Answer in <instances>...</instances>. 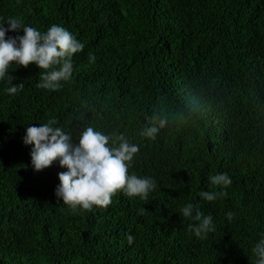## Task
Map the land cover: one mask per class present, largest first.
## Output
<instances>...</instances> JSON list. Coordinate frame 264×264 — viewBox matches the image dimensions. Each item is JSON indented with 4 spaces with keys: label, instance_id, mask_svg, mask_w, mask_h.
I'll return each mask as SVG.
<instances>
[{
    "label": "trees",
    "instance_id": "obj_1",
    "mask_svg": "<svg viewBox=\"0 0 264 264\" xmlns=\"http://www.w3.org/2000/svg\"><path fill=\"white\" fill-rule=\"evenodd\" d=\"M9 17L60 25L85 47L59 90L37 86L47 70L35 63H11L18 93L0 81V264H252L264 232V0H0V23ZM145 117L166 121L155 139L139 134ZM50 119L74 138L85 125L124 133L139 146L128 174L156 181L148 200L118 190L71 212L54 193L66 169L35 171L22 140ZM217 172L232 184L205 201L200 191H221ZM189 202L213 217L206 238L179 214Z\"/></svg>",
    "mask_w": 264,
    "mask_h": 264
},
{
    "label": "clouds",
    "instance_id": "obj_2",
    "mask_svg": "<svg viewBox=\"0 0 264 264\" xmlns=\"http://www.w3.org/2000/svg\"><path fill=\"white\" fill-rule=\"evenodd\" d=\"M9 32L18 34L8 35ZM84 47V43L60 25L53 24L42 32L23 24L20 18L9 17L0 23V81L7 80L10 85L5 92L13 95L24 86L23 83H12L14 77L9 73L12 62L24 67L35 63L39 69L47 70L40 72L37 86L59 90L61 81L72 79L73 54L81 52ZM89 59L95 61L96 57L90 55ZM145 119L148 123L140 128L139 134L155 139L166 121L153 117ZM56 123L50 119L39 126L29 125L22 140L25 145H31V165L35 171L56 161L66 169L57 174L59 183L54 193L71 212L75 213L78 207L80 210L91 209L93 205L106 207L118 190L128 197L139 196L148 200L149 193L157 187L156 181L148 176L128 174L130 162L139 146L130 143L124 133L105 134L85 125L74 138L72 132L55 126ZM208 180L211 186H219L221 191H200L199 196L205 201H215L226 195L223 189L232 184L227 172L209 174ZM145 210L141 209V214ZM179 214L196 222L189 224L188 228L197 238H206L215 230L212 215H205L191 202L181 207ZM225 215L231 220L234 214L229 211ZM258 236V241L251 248L252 264H264V232ZM127 241L132 244L133 235H127Z\"/></svg>",
    "mask_w": 264,
    "mask_h": 264
}]
</instances>
